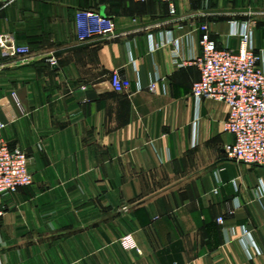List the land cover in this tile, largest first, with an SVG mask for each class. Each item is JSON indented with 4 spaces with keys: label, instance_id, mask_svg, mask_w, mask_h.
<instances>
[{
    "label": "crops",
    "instance_id": "crops-1",
    "mask_svg": "<svg viewBox=\"0 0 264 264\" xmlns=\"http://www.w3.org/2000/svg\"><path fill=\"white\" fill-rule=\"evenodd\" d=\"M175 5L0 0V36L31 48L0 47L1 136L34 180L3 197L0 264H264V167L226 156L227 104L192 94L202 24L230 50L248 25L264 64V0ZM81 9L116 36L79 41Z\"/></svg>",
    "mask_w": 264,
    "mask_h": 264
},
{
    "label": "built area",
    "instance_id": "built-area-1",
    "mask_svg": "<svg viewBox=\"0 0 264 264\" xmlns=\"http://www.w3.org/2000/svg\"><path fill=\"white\" fill-rule=\"evenodd\" d=\"M11 4L15 0H4ZM146 2L147 0H135ZM176 13L179 0H162ZM79 41L94 37H115L116 23L110 16L91 9L77 12ZM202 54L196 60L201 78L193 85L192 94L199 102L208 98L227 104L228 117L224 129L233 137L224 151L228 158L264 167V64L251 46L248 25L240 28L237 50L219 48L207 24L200 26ZM0 47L11 55H29L28 45H17L9 36H0ZM56 63L55 59H51ZM112 88L117 92L129 90L131 81L120 72L112 75ZM152 88L154 85L151 86ZM15 94V93H14ZM7 123L0 119V220L5 214L3 197L33 184L30 156L20 147L12 148L2 138ZM223 223L224 218L219 217ZM245 233L249 231L245 228Z\"/></svg>",
    "mask_w": 264,
    "mask_h": 264
},
{
    "label": "rangeland",
    "instance_id": "rangeland-1",
    "mask_svg": "<svg viewBox=\"0 0 264 264\" xmlns=\"http://www.w3.org/2000/svg\"><path fill=\"white\" fill-rule=\"evenodd\" d=\"M3 138V137H2ZM4 139V138H3Z\"/></svg>",
    "mask_w": 264,
    "mask_h": 264
}]
</instances>
